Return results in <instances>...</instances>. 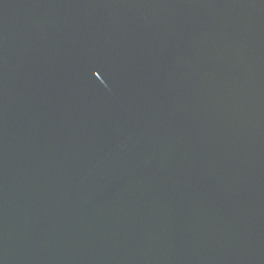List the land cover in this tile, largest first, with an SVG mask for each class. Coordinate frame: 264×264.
Returning <instances> with one entry per match:
<instances>
[{"label": "water", "instance_id": "water-1", "mask_svg": "<svg viewBox=\"0 0 264 264\" xmlns=\"http://www.w3.org/2000/svg\"><path fill=\"white\" fill-rule=\"evenodd\" d=\"M0 264H264V0H0Z\"/></svg>", "mask_w": 264, "mask_h": 264}]
</instances>
